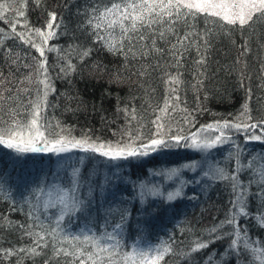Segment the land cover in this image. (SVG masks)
<instances>
[{
    "label": "trees",
    "instance_id": "16d2710c",
    "mask_svg": "<svg viewBox=\"0 0 264 264\" xmlns=\"http://www.w3.org/2000/svg\"><path fill=\"white\" fill-rule=\"evenodd\" d=\"M123 2L0 0V128L31 115V102L43 94L38 80L47 77L52 90L40 120L49 125L47 137L88 141L26 157L0 145V264H141V254L151 258L165 248L158 264H264V140L241 154L227 145L189 148L197 131L206 141L233 134L236 149L245 144L242 131L264 130V18L254 15L241 27L203 13L176 20L175 9H157L164 23L130 33L122 51H111L99 36L110 39L113 30L95 29V18ZM36 29L55 34L45 42ZM113 36L120 38L119 29ZM244 105L249 111L241 115ZM225 121L244 128L215 127ZM153 139L167 146L145 150ZM123 140L147 155L112 159L84 150ZM187 163L194 168L183 172L180 196L146 190L153 173ZM234 183L246 190V214L234 207ZM66 191L82 204L57 224ZM45 196L56 201L42 207ZM233 216L234 223L222 224ZM199 243L208 246L193 251Z\"/></svg>",
    "mask_w": 264,
    "mask_h": 264
},
{
    "label": "snow or ice",
    "instance_id": "6c2138e0",
    "mask_svg": "<svg viewBox=\"0 0 264 264\" xmlns=\"http://www.w3.org/2000/svg\"><path fill=\"white\" fill-rule=\"evenodd\" d=\"M2 6V5H0ZM157 9H175V18L179 20L182 16H196L198 14H206L214 17H219L222 21L230 25H236L237 23L243 27L253 20V16H257V18H264V0H239V2H221L218 3L216 0H124L123 4L113 3L110 8H106L103 12L100 13L98 17H96V23L94 25L95 29H100L103 26H106L107 29L113 30L109 32L110 39H105L103 36H99V39L104 41L105 45L111 51H122L124 44L123 40L127 39L129 42L133 39V36L129 35L130 33H139L142 28L152 29V25L154 24H162L164 23L163 17ZM182 9H187V12L182 13ZM20 15L23 16L24 13L20 12ZM167 15L171 17L173 13L171 11L167 12ZM51 20L47 24L48 29L53 28V22L56 21V16L54 13L50 14ZM127 22V23H126ZM175 21H173L174 23ZM89 23H92V20H89ZM58 26V25H57ZM119 29L120 38L116 39L113 36V32ZM171 27L168 28V31H171ZM155 31V30H153ZM36 34L41 36L45 42L47 39L51 38L55 33L52 31H48L47 33L42 32L40 29H36ZM159 37L164 38L165 32H159ZM23 38V37H21ZM145 36L141 34L139 36V40H144ZM188 37L185 36L180 43H183V40H187ZM155 40L153 39V44ZM119 45V47H117ZM37 47L40 56H44V49L40 48L37 45H33ZM175 47V45L173 46ZM52 50V49H49ZM159 51V49H156ZM83 55H88L85 51ZM44 63L38 62L37 66V74H44ZM178 82V81H177ZM38 83L43 85V94L38 95L35 101H32V112L31 119L27 122H21L18 120H13L11 125L7 128H0V145H4L9 149L15 150L17 153H27V152H40V151H51V152H64L67 151V145L71 144L73 147H84L88 141L84 140H74L68 139L66 137L61 136L58 139L50 141L48 137L45 135V131L42 130L44 127L41 123V112L43 110L44 105L46 104V98L48 92L51 91V84L48 81L47 77L43 80H38ZM27 91V89H25ZM249 111L247 105L243 106V111L241 115H245ZM250 119V117H248ZM162 127V126H161ZM209 129L213 128V125L207 126ZM218 129H228L235 128L237 131L241 130L240 124H232L228 121L223 123L217 122L215 125ZM245 127H255V125L245 126ZM223 135V133H221ZM177 143L181 139L180 137L175 138ZM251 139L260 140V136H252ZM221 137H216L215 140L206 142L203 144H196L195 141L193 145L198 148H212L215 147L218 143H223ZM167 146V143L163 139H153L150 145L145 146L151 150H155L157 147ZM98 151L100 154L110 157L112 159H117L123 156H136V155H147L146 151H138L137 149L130 148L128 146L118 147L113 149L111 145H91L89 144L87 148H84L85 151ZM215 175H218L221 179H229L231 178L233 181L236 180V176L228 177L224 175L223 170H215ZM78 180L74 177L73 187L71 192L74 193L77 189ZM240 186L236 183L233 184V190L236 192V199L233 202L234 207H238L242 214L244 213L245 204V196L246 190L240 189ZM180 195L179 191L175 193H169L168 199L171 200L175 196ZM71 201V206H69L68 200ZM61 203L64 205V208L61 210V215L57 219V224L63 219L64 215L69 212L78 210L82 201H80L75 196L68 197L67 191L65 196L61 197ZM235 217L233 216L231 219L222 222L223 223H234ZM261 226H264V223H261ZM217 228H212L210 232L215 233ZM238 235V234H237ZM78 239V238H74ZM87 240L88 237H85ZM237 244L236 240L231 242L230 248H235ZM208 245L205 243L197 244L196 248L193 251H197L198 249L206 248ZM105 250V249H101ZM169 248H165L163 252H160L158 256H153L149 258L141 254V264H158V261L163 258L165 252L169 251ZM35 252V249L32 250ZM65 254H68L65 252ZM91 259V256H89ZM83 264V262H82ZM95 264V262H93Z\"/></svg>",
    "mask_w": 264,
    "mask_h": 264
},
{
    "label": "rangeland",
    "instance_id": "374dc122",
    "mask_svg": "<svg viewBox=\"0 0 264 264\" xmlns=\"http://www.w3.org/2000/svg\"><path fill=\"white\" fill-rule=\"evenodd\" d=\"M216 2H218V3H221V2H234V0H216ZM235 2H239V0H235ZM43 79H45V78H43ZM30 119H31V115H28V116H26L24 122H27ZM9 126H7V127H9ZM48 126L49 125H45V128L44 127L42 128V130L45 131V135H46V133H48L47 130H46L47 128H49ZM243 126L244 125H241L242 128H244ZM7 127H4V128H7ZM232 129H234V128H232ZM52 132H53V134H56L54 129L52 130ZM251 132L252 131H250V132L249 131H242L241 132V134L243 136V138H241V141H245V144H238L239 146L236 149H234L232 147L235 144H237V142H238L237 136H235L233 134H225V135L223 134V135H221L220 133H218L217 135L219 137H221V140H223L224 142L216 144L215 147H217L219 145L221 147H224L223 145H227L226 147L227 148H231L233 150V152L235 151V153H239V154L245 153L247 150L250 149V147L248 146L249 143L258 142V141H263L264 140V130L259 132V133H262L261 135L259 133H257L261 137L260 140L251 139V137H252ZM205 136H207L205 131H203V132L202 131H199V132L197 131L196 134L193 136V138L191 140V142H192L191 144L192 145H190L189 148H191L192 150L193 149L200 150L202 152L211 150L212 148H198V147H195L193 145L194 141H195L196 144H203V143H206V142H210V141L204 140L206 138ZM58 138H60V137L57 135V137H55V138H51V139L48 138V139L50 141H52V140H55V139H58ZM213 140H215V139H213ZM142 144H144V143H142ZM92 145H100V144H92ZM104 145H106V146L107 145H111L113 147V149H116L118 147L128 146L130 148L137 149L138 151L141 150L140 147H134L135 145L132 142L125 141V140H123L121 142H117V143H110V144H104ZM68 146H69V144H68ZM245 146H247V147L245 148ZM142 147L145 148V150L147 149L145 147V145L142 146ZM3 148H6L9 153H17L15 150L9 149V148H7L5 146ZM40 152H43V151H40ZM40 152H27V153H20V154L26 157V156L33 155L34 153H40ZM59 153H63V152H59ZM250 163H251L252 166L258 167L257 164H259V158L258 157L255 158V156H254L253 161L251 160ZM246 167H247V164H246L245 168ZM193 168H194V164L193 163H189V164L187 163V164L179 166V167H172V168H168V169L158 170L157 172L153 173L152 177L149 178L150 179V183H149V186L146 188V190L151 192L154 195H164L165 198H167V199H168V194L169 193H175L176 191H179L180 195H181L182 189H183L182 186L184 187V185H185V180L183 179V172L184 171H190ZM210 171H212L210 166H206L205 170L203 169V172L205 173V176L209 177V178H211ZM149 187H151V188H149ZM162 187H166L167 190L165 192H163ZM180 195H178V196H180ZM178 196H175L174 198H176ZM51 199H53L52 202H51ZM41 201L43 203L42 207H45V206L48 207L51 203H54L56 200L52 196H45L43 199H41ZM36 204H39L38 203V199L36 200Z\"/></svg>",
    "mask_w": 264,
    "mask_h": 264
}]
</instances>
